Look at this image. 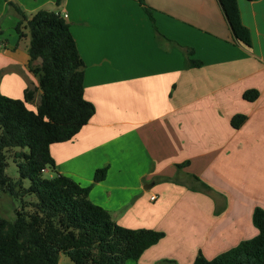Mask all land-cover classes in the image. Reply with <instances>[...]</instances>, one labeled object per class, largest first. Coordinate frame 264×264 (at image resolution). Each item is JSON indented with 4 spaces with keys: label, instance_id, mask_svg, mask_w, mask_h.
Instances as JSON below:
<instances>
[{
    "label": "crops",
    "instance_id": "1",
    "mask_svg": "<svg viewBox=\"0 0 264 264\" xmlns=\"http://www.w3.org/2000/svg\"><path fill=\"white\" fill-rule=\"evenodd\" d=\"M10 1L29 18L67 15L86 64L85 98L96 111L75 137L51 145L56 170L91 186L92 202L120 226L165 233L126 264H193L200 252L211 260L258 235L264 0H239L251 47L236 41L218 0H0V92L23 99L39 83L29 31L17 32ZM186 48L200 67H186ZM249 90L257 100L244 98ZM239 114L247 120L236 129ZM104 167L106 178L95 182ZM59 264L74 263L61 254Z\"/></svg>",
    "mask_w": 264,
    "mask_h": 264
},
{
    "label": "trees",
    "instance_id": "2",
    "mask_svg": "<svg viewBox=\"0 0 264 264\" xmlns=\"http://www.w3.org/2000/svg\"><path fill=\"white\" fill-rule=\"evenodd\" d=\"M138 1L146 5L145 0ZM218 1L236 41L251 47V32L243 24L239 0ZM10 5L21 17L17 32L23 37V25L29 31V68L39 84L29 86L23 99L0 92V196L7 194L20 203L14 220L0 214V264H59L61 254L74 264L138 260L165 233L120 226L108 210L92 202L91 186L60 174L51 155L52 144L71 140L96 111L85 98L86 64L70 23L58 11L39 10L29 18L17 4L10 1ZM184 50L187 68L202 65L192 58L193 49ZM258 97L256 90L244 94L248 101ZM246 120V115H235L232 125L240 128ZM9 157L17 165V179L6 174ZM107 170L98 169L94 181H103ZM48 171L53 175L46 177ZM253 223L259 230L256 237L211 260L200 252L193 264H264L263 208H255Z\"/></svg>",
    "mask_w": 264,
    "mask_h": 264
},
{
    "label": "rangeland",
    "instance_id": "3",
    "mask_svg": "<svg viewBox=\"0 0 264 264\" xmlns=\"http://www.w3.org/2000/svg\"><path fill=\"white\" fill-rule=\"evenodd\" d=\"M13 154V153H11ZM12 157L8 159V167L6 168V174L14 179L19 178V172L16 163ZM51 174L47 173L46 177H50ZM29 181H25V186H29ZM19 202L12 199L7 194H2L0 196V214L9 220L15 219V209L19 208Z\"/></svg>",
    "mask_w": 264,
    "mask_h": 264
},
{
    "label": "built area",
    "instance_id": "4",
    "mask_svg": "<svg viewBox=\"0 0 264 264\" xmlns=\"http://www.w3.org/2000/svg\"><path fill=\"white\" fill-rule=\"evenodd\" d=\"M64 17L66 18V17H67V15H64ZM152 199H155V197L153 196V197H152Z\"/></svg>",
    "mask_w": 264,
    "mask_h": 264
}]
</instances>
